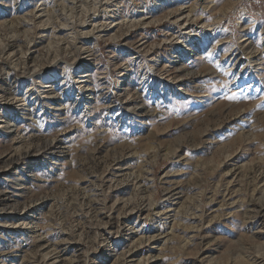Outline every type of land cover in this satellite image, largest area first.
Returning a JSON list of instances; mask_svg holds the SVG:
<instances>
[{
    "label": "rangeland",
    "instance_id": "rangeland-1",
    "mask_svg": "<svg viewBox=\"0 0 264 264\" xmlns=\"http://www.w3.org/2000/svg\"><path fill=\"white\" fill-rule=\"evenodd\" d=\"M0 118V264H264V0H0Z\"/></svg>",
    "mask_w": 264,
    "mask_h": 264
},
{
    "label": "bare ground",
    "instance_id": "bare-ground-1",
    "mask_svg": "<svg viewBox=\"0 0 264 264\" xmlns=\"http://www.w3.org/2000/svg\"><path fill=\"white\" fill-rule=\"evenodd\" d=\"M53 79V78H52ZM53 93V92H52ZM179 93L180 94H184V95H191V93L190 92H188V91H185L184 90V88H181L180 90H179ZM203 102V101H202ZM1 119V118H0ZM8 122V121H7ZM6 125V124H5ZM33 153V152H32ZM185 215V214H184ZM46 255V254H45Z\"/></svg>",
    "mask_w": 264,
    "mask_h": 264
}]
</instances>
